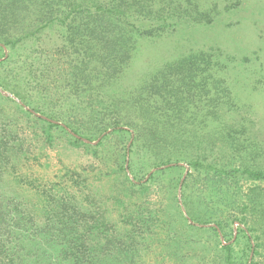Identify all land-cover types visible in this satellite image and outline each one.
Returning <instances> with one entry per match:
<instances>
[{"label":"rangeland","instance_id":"obj_1","mask_svg":"<svg viewBox=\"0 0 264 264\" xmlns=\"http://www.w3.org/2000/svg\"><path fill=\"white\" fill-rule=\"evenodd\" d=\"M208 2L207 6H215L218 12L210 25L182 26L169 29L159 37L139 38L125 73L113 86L116 96L130 100L136 89L145 87L156 77L161 78L159 72L166 65L193 53L209 54L220 69L214 78H209L207 87H212L215 78L221 82L218 93H214L217 100L213 102L218 111L214 117L209 114L210 96L214 91L195 98L201 100V110L193 108L190 101L195 114L192 118L183 115L181 123L191 118L188 122L194 125L191 132L185 131L182 124L167 129L159 123L151 128L149 125L153 123H149L148 116L125 109V121L144 124L136 141H133L135 134L129 136L119 129L108 130L96 139L94 134L86 133L91 137L90 141H76L61 122H57L58 127L49 128L45 121L37 120L36 114L28 115L11 94L10 97L0 93V138L11 142L3 145L7 149L2 153V160L8 171L0 174V195L7 210L13 214L7 216L8 220L15 219L16 210L22 209L31 215L34 225L40 229L52 232L54 226L72 224L71 228L76 226V232L87 239L90 233L101 236L105 227L107 233H112L110 221L118 224L116 232L121 224L126 228L121 220L123 209L119 210L118 203L127 205L132 200L133 206L145 209L141 218L146 220V223L139 222V226L134 225L135 231L143 232L140 237L132 235L134 241L141 244L137 246L132 241V245H136L132 253L136 255H119L118 252L126 248L105 250L97 248L104 242L92 241L93 248L90 249L95 251L97 259L102 257L111 260L112 264H264V178L255 180L237 174L235 178L227 176L217 182L232 198L237 193L240 200L247 196L255 201L254 207L241 208L240 213H236L238 220L230 222L228 214L235 210L237 203L234 205L228 200L229 196L223 197V194L213 198V201L219 200L217 208L202 213L203 206L198 204V198L204 180L196 173L191 177L193 171L187 165L188 159L159 165L170 154L192 156L203 154V151L209 162L218 161L220 167L228 163L239 165V157L234 156L227 140V134L231 132L248 147V152L241 151L242 162L264 172V0ZM59 34L57 28L46 29L40 35V41L20 48L19 54L24 55L43 44L52 46ZM4 52L6 54L0 49V58ZM204 78L202 75L196 81L203 84ZM198 88L208 91L201 86ZM153 135L159 144L164 139L165 146H162L164 143L159 145L162 147L150 146ZM188 135L204 143L199 149L196 144L183 143ZM132 142L134 145L131 146ZM150 175L152 178L148 179ZM184 181L188 188L182 186ZM130 183L144 187L130 190ZM183 191L187 192L190 201L193 200V215L197 219L212 217V221L219 222V228L211 222L188 220L182 204ZM6 200L12 203L8 204ZM151 209L158 213L154 214ZM147 213L151 215L150 220ZM134 217L132 221H126L134 224ZM152 219L156 225L147 226L151 221L153 223ZM11 224L8 227H17L15 222ZM128 231L119 229L118 232L124 235ZM125 240L123 245L131 243ZM6 241L9 243L8 239ZM13 241L14 238L10 243ZM225 247L231 250L228 254Z\"/></svg>","mask_w":264,"mask_h":264},{"label":"trees","instance_id":"obj_2","mask_svg":"<svg viewBox=\"0 0 264 264\" xmlns=\"http://www.w3.org/2000/svg\"><path fill=\"white\" fill-rule=\"evenodd\" d=\"M208 3V0H0V49L6 51L0 58V89L16 98L22 108H27L28 115L36 114L37 120L45 121L49 128L58 127L57 122H61L63 127L74 135L76 141H90L91 137L86 133L94 134L96 139L106 131L116 129L126 132L129 136L135 134L133 141H136V135L142 131L144 124L141 121H125V109L148 116L149 123H153L149 125L151 128L159 123L167 129L182 124L185 131L191 132L194 125L193 122H188L195 114L192 110L194 107L199 110L202 108L201 100H195L196 97L214 91L210 96L212 103L208 107L209 114L214 117L218 111L213 102L217 100L214 93H218L220 81L215 78L212 87H207L209 78H214L213 75H217L220 69L209 54L193 53L166 65L161 73L159 72L161 78L156 77L145 87L136 89L135 96L130 100L116 96L113 86L125 73L139 38L159 37L169 29L182 26L210 25L218 12L215 6L208 7ZM52 27L60 32L56 44L47 47L38 44L41 47L30 49L24 55L19 54L20 48L35 45V42L40 41L39 37L44 30ZM202 75L205 76L204 83L200 84L196 80ZM179 78L183 83L181 86ZM198 86L208 91H200ZM6 100L10 101L9 98ZM158 102L160 104H157ZM183 115L191 118L181 123ZM125 127L128 130L125 131ZM227 137L234 156L239 157V165L228 163L226 167H220L218 161H208L209 157L205 151L203 154L192 156L170 154L164 157L159 165L188 159L187 165L193 171L191 177L196 173L198 176L202 175L204 180V188L198 198V204L203 206L202 213L217 208L219 200L213 201V198L223 194V197L229 196L228 200L234 205L237 203L235 210L228 214L230 222H236V213L239 214L238 211L243 207H254L255 201L247 196L245 200H240L237 193H234L232 198L217 182L227 176L235 178L237 174H244L255 180L263 179L264 172L244 164L241 151L246 152L247 145L231 132H228ZM152 138L153 140L149 141L150 146L156 147L163 143L162 146H165L166 141L163 138L164 142L161 140V144L155 139L157 137L153 135ZM182 142L196 144L197 149L204 143L203 140L195 141L189 135ZM10 143L9 139L5 142L0 138V174L2 171H8L6 163L2 160V153L7 149L3 148V145ZM151 178L150 175L148 179ZM130 184V190L134 187H144L141 184ZM182 186L189 187L186 181ZM181 197L189 221L204 224L211 222L219 228V222L212 221V217L197 219L193 215V200L188 199L186 191H183ZM3 201L4 198L0 195V264H112L111 260H104L102 257L97 259L95 251L90 249L93 248L92 241L104 242L97 248L105 250L126 248L120 250L119 255L131 254L136 245H141L134 241L132 235H142L140 228L139 232L135 231L134 225L139 226V222L146 223V220L141 218L145 209L133 206L132 200L128 201L127 205L118 203L119 210L123 209L122 223L128 228L121 224L118 231L129 230L126 234L116 232L118 224L110 221L112 233H107L105 227L101 236H93L90 233L87 239L76 232V226L71 228L72 224L53 225L52 232L46 228L40 229L34 225L31 215L22 209L16 210L15 219L8 220L7 216L13 214L7 210ZM6 201L8 204L12 203L11 200ZM157 211L151 209L154 214H157ZM259 213L262 217V210ZM147 214L150 220L151 215ZM133 216L136 222L128 223L126 220L132 221ZM262 218L264 223V216ZM11 222H15L17 227H8L12 225ZM23 224H26L25 228L22 227ZM129 224L130 228L127 227ZM149 225L155 226L156 223L153 220V223L151 221L147 226ZM216 228L212 230L215 231ZM164 231L169 233L165 228ZM12 238L14 241L11 244ZM124 239L131 243L123 245L126 243ZM132 241L136 245H132ZM223 249L227 254L231 251L229 247ZM110 254L112 255V252Z\"/></svg>","mask_w":264,"mask_h":264},{"label":"water","instance_id":"obj_3","mask_svg":"<svg viewBox=\"0 0 264 264\" xmlns=\"http://www.w3.org/2000/svg\"><path fill=\"white\" fill-rule=\"evenodd\" d=\"M0 93H1L3 96H10V97H11L10 94H8L7 92L2 91L1 89H0ZM25 109H27V108H25ZM179 189H180V186H179Z\"/></svg>","mask_w":264,"mask_h":264}]
</instances>
